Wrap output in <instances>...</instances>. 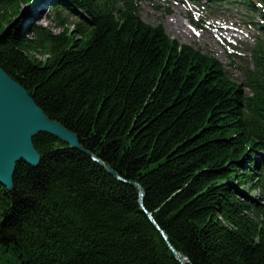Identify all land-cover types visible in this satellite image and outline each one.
<instances>
[{
    "label": "trees",
    "instance_id": "obj_1",
    "mask_svg": "<svg viewBox=\"0 0 264 264\" xmlns=\"http://www.w3.org/2000/svg\"><path fill=\"white\" fill-rule=\"evenodd\" d=\"M34 2L0 0V65L127 183L39 135L40 166L0 186V264H182L160 230L187 264H264V140L249 121L264 92L245 100L217 60L115 0H52L88 19L56 9L61 31L29 38Z\"/></svg>",
    "mask_w": 264,
    "mask_h": 264
},
{
    "label": "water",
    "instance_id": "obj_2",
    "mask_svg": "<svg viewBox=\"0 0 264 264\" xmlns=\"http://www.w3.org/2000/svg\"><path fill=\"white\" fill-rule=\"evenodd\" d=\"M41 134H49L67 144L70 149L92 156L110 175L127 183L108 164L85 151L77 134L63 124L51 120L28 91L13 80L0 65V185L9 192L15 190L14 177L18 163L24 162L33 168L40 166L42 158L34 145V138ZM130 184L138 189L142 204L144 190L137 183ZM147 214L159 229L153 215L149 212ZM160 232L175 257L182 264H187V258L171 245L166 233L161 230Z\"/></svg>",
    "mask_w": 264,
    "mask_h": 264
},
{
    "label": "rangeland",
    "instance_id": "obj_3",
    "mask_svg": "<svg viewBox=\"0 0 264 264\" xmlns=\"http://www.w3.org/2000/svg\"><path fill=\"white\" fill-rule=\"evenodd\" d=\"M22 18H24V17H22ZM42 18V19H41ZM146 18V17H145ZM150 23L152 22V23H158V22H156L155 21V19L154 18H152V17H150V18H146ZM22 20V19H21ZM25 21H27V20H25ZM24 21V22H25ZM37 22H39V24L40 25H42V26H44V27H49V28H52L53 30H54V32L55 33H59L60 32V29H58L57 27H55V24L53 23V22H50L49 21V17L45 20L44 18H43V16L42 15H39V19L37 20ZM36 22V23H37Z\"/></svg>",
    "mask_w": 264,
    "mask_h": 264
}]
</instances>
